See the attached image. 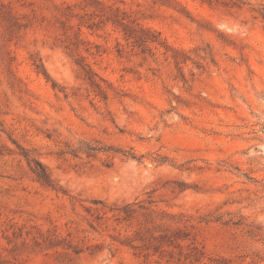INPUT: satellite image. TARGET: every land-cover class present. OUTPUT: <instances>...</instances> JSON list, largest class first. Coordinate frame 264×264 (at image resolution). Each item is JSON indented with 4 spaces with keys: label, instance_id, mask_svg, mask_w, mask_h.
<instances>
[{
    "label": "rangeland",
    "instance_id": "rangeland-1",
    "mask_svg": "<svg viewBox=\"0 0 264 264\" xmlns=\"http://www.w3.org/2000/svg\"><path fill=\"white\" fill-rule=\"evenodd\" d=\"M138 201L264 264V0H0V264H191L121 243Z\"/></svg>",
    "mask_w": 264,
    "mask_h": 264
},
{
    "label": "trees",
    "instance_id": "trees-1",
    "mask_svg": "<svg viewBox=\"0 0 264 264\" xmlns=\"http://www.w3.org/2000/svg\"><path fill=\"white\" fill-rule=\"evenodd\" d=\"M115 22H119L124 27V32L128 38H135V41L139 42L140 45L147 43L149 40L158 41L156 35H153V37L150 36V31H136L129 27L125 17L118 18ZM95 25V23L89 24L90 27ZM38 68H40L39 65ZM40 70L50 79L44 67ZM89 79H92V75H89ZM96 85L99 86L98 84ZM37 164L39 166L36 169L38 178L47 185L55 187L54 179H52L51 174L44 165L40 162H37ZM96 203L102 204L104 207L108 206L102 201H96ZM97 209L100 210L99 208ZM144 209L145 207L141 201H138L123 204L114 203L105 211L112 212L118 224L124 223L126 225V231H132L125 241H121L122 244L126 242V245H129L135 249L137 253L143 254L146 257L159 255L162 258L168 253L170 259L177 257L178 261L189 260L191 264H195L202 260L205 256L204 248L200 247L195 238L190 237V232L184 231L179 227L174 230L171 229V227L162 229L160 224L148 219H143L146 216L143 211ZM97 218L101 219L102 216H98ZM187 240H191V243L188 244V251L185 252V246L182 242ZM170 247L176 248L177 252H175L174 249L169 250L168 248Z\"/></svg>",
    "mask_w": 264,
    "mask_h": 264
}]
</instances>
